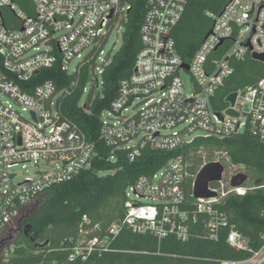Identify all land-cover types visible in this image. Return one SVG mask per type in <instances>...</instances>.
Masks as SVG:
<instances>
[{"label":"built area","instance_id":"2783aa9c","mask_svg":"<svg viewBox=\"0 0 264 264\" xmlns=\"http://www.w3.org/2000/svg\"><path fill=\"white\" fill-rule=\"evenodd\" d=\"M132 1L30 0L33 11L28 13L12 0H0V6H8L17 21L6 26L0 12V237L20 223L22 212L47 187L91 168L97 155L95 142L61 117L59 98L69 92L70 85L58 89L51 79L32 84V78L56 63L72 75L105 37L96 51L93 69L100 74L108 62L103 48L110 32L117 22L125 24ZM186 2L145 0L139 27L141 48L133 71L119 81L117 95L100 113L98 133L113 162L118 149L125 150L130 162L148 147L177 154L152 174L140 175L126 186L123 217L103 235H93L98 225L90 226L89 218L82 215L79 231L66 240L69 260L87 259L106 249L108 239L122 227L136 233L151 232L159 240L167 235L187 240L192 222L201 213L207 216L209 238L217 239L220 229L229 227V246L249 249L248 238L229 226L220 202L256 186L245 185L247 181L232 186V176L224 175V170L220 180L208 184L216 193L214 197L194 198L197 172L192 175L190 209L185 182L190 176L189 157L194 153L190 146L199 137L222 138L247 130L264 145V79L236 90L233 105L226 100L232 91L223 98L226 107L218 110L213 106L234 71L233 62H243L253 52L264 53V0H229L219 13L205 12L212 26L189 62L183 61L170 33ZM213 52L217 54L212 56ZM182 72L189 74L188 89ZM230 108L237 114L227 113ZM28 162L46 167L14 181L10 169L19 164L25 167ZM12 252L11 245L5 247L0 264H8ZM218 264H264V243L247 258L222 259Z\"/></svg>","mask_w":264,"mask_h":264},{"label":"trees","instance_id":"16d2710c","mask_svg":"<svg viewBox=\"0 0 264 264\" xmlns=\"http://www.w3.org/2000/svg\"><path fill=\"white\" fill-rule=\"evenodd\" d=\"M23 10L32 13L30 0H12ZM229 0H187L178 22L171 29L174 46L183 61L189 62L212 26L205 12L219 13ZM145 0H133L127 13L122 32V43L109 53L107 64L100 73V88L94 72L96 51L106 41L81 60L77 72L72 75L60 70L59 63L43 68L31 83L51 79L58 89L70 85L69 92L59 100L61 117L73 122L87 138L95 142L97 152L91 168L81 170L75 177L60 184L47 187L44 192L20 216L18 225H30L28 234L12 243L13 252L8 264H31L43 261L46 264H218L222 259L247 258L258 249L264 239V145L257 136L244 130L226 137L205 136L197 138L190 146L196 151L200 146L214 145L225 151L232 164L243 165L255 177V188L243 195L234 194L223 199L220 209L226 214L229 226L248 238L249 249H233L227 243L229 227L220 229L217 239L207 236V216L197 214L192 222L187 240L173 235L161 240L150 233L132 232L122 227L116 236L109 238L106 249L93 252L87 259H67V238L80 228L82 215L89 218L90 226L98 225L93 235H103L105 230L119 222L124 213L126 186L140 175L152 174L173 155L175 151H157L150 147L129 161L125 150H115L116 159L110 160L111 151L98 138L101 126L100 113L109 107L117 95L119 81L132 73L134 60L141 48L139 27L143 19ZM6 26L16 24L15 17L7 6H0ZM217 52H213L216 55ZM234 71L214 98L213 106H227L223 98L236 90H244L264 79V62L251 56L233 62ZM71 83V84H70ZM89 89L85 93L86 85ZM84 97V98H83ZM189 150L186 149V153ZM190 176L185 182L186 204L193 209L191 198L192 175L199 171L202 159L194 153L189 157ZM103 172V173H101Z\"/></svg>","mask_w":264,"mask_h":264},{"label":"rangeland","instance_id":"374dc122","mask_svg":"<svg viewBox=\"0 0 264 264\" xmlns=\"http://www.w3.org/2000/svg\"><path fill=\"white\" fill-rule=\"evenodd\" d=\"M124 30V25L123 23L117 22L116 25L113 27V29L110 32V37L104 46L103 50L105 52V55H103L105 58L108 57V54L113 53L117 48L122 43V32ZM77 61H73L72 64H75ZM97 63H100L97 61ZM97 74V79H98V87L100 86V74ZM181 77L183 80V83L186 86V89L190 87V77L187 72H182ZM86 91L90 88L89 84L86 85ZM100 88V87H99ZM85 91V93H86ZM84 98V97H83ZM198 132H195V134ZM194 156L196 158H201L203 163L210 162V161H219L223 165V169L225 170L224 175L226 176H233L237 172H244L248 175L247 177V184L245 185H255V177L252 175V172H249L243 165L240 164H232L230 157L227 155L225 151H222L218 148H215L214 145H204L200 146L196 151H194ZM46 165H43L41 163H34V162H28L25 167H22L21 164L14 166L10 169V171L14 172L15 179L14 181H19L22 180L26 177L32 176L35 173H37L40 170L45 169ZM103 173V172H101ZM32 205V204H31ZM30 206V205H29ZM25 210L23 211V213ZM27 226V224H26ZM21 228V229H16L10 231L8 234L5 236L6 241H15L20 239L21 234L23 232H26L28 234V231L30 232V228L27 229V227ZM18 228V227H17ZM13 247V245H11Z\"/></svg>","mask_w":264,"mask_h":264},{"label":"water","instance_id":"95a60500","mask_svg":"<svg viewBox=\"0 0 264 264\" xmlns=\"http://www.w3.org/2000/svg\"><path fill=\"white\" fill-rule=\"evenodd\" d=\"M251 57L260 61L264 62V53H256L253 52L251 54ZM183 67L188 69V65L186 63L182 64ZM235 97L236 92L233 91L231 94H229L226 97V100L230 102L231 105L235 103ZM227 113L229 114H237L233 109H228ZM224 172L223 165L219 161H210L203 164L200 168L198 173L196 174L194 181H193V196L194 198H200V197H214L216 195L215 192L211 191L209 189L208 184L210 182H214L217 180H220L222 177V174ZM248 175L244 172H237L232 176L230 180V184L232 186H237L244 181L247 180ZM27 229L30 228V225L26 226ZM5 237H0V257L3 249L7 246L12 245L11 241H6ZM1 261V260H0Z\"/></svg>","mask_w":264,"mask_h":264},{"label":"flooded vegetation","instance_id":"af4514ba","mask_svg":"<svg viewBox=\"0 0 264 264\" xmlns=\"http://www.w3.org/2000/svg\"><path fill=\"white\" fill-rule=\"evenodd\" d=\"M22 228V226H20V225H18V228H16V229H21ZM14 227L13 228H10V229H8V230H6L2 235H1V237H5L6 236V234H8L10 231H12V230H16ZM24 234H27L26 232H24Z\"/></svg>","mask_w":264,"mask_h":264}]
</instances>
